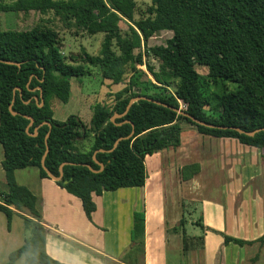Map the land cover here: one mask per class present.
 <instances>
[{
  "label": "trees",
  "instance_id": "16d2710c",
  "mask_svg": "<svg viewBox=\"0 0 264 264\" xmlns=\"http://www.w3.org/2000/svg\"><path fill=\"white\" fill-rule=\"evenodd\" d=\"M138 9L135 0H20L0 7L5 12L52 14L64 27L73 24L90 37L103 36L97 55L70 53L66 58L54 28L0 31V145L6 183V192H0V213L10 225L14 209L30 232L22 247L8 255L6 264L20 259L23 264H60L45 253L47 232L40 224L35 197L14 178L15 171L34 167L40 178L49 179L41 167L46 145L45 168L58 177L60 166L67 164L56 185L80 200L87 219L95 212L93 194L144 186L145 158L178 148L181 124L192 126L199 135L233 139L264 152V0H149L145 12ZM124 22L127 31L122 33ZM162 32L172 37L164 46L148 48L149 40ZM149 55L166 70H149L151 80L137 69ZM88 67L98 68L103 81L121 87L111 95L112 104H95L88 126L74 116L64 122L54 120L50 102L67 104L70 80L85 76ZM197 68L205 69L206 75H199ZM137 97L169 108L139 101L124 117L110 122ZM179 103L185 108L181 111L216 128L197 126L171 110H179ZM10 105L17 116L10 114ZM26 117L34 121L28 129ZM229 128L258 132L249 137ZM96 151H102L95 155L104 166L100 173L80 166L99 171L93 161ZM185 171L196 175L199 169L197 165L184 168L183 180L189 178ZM223 238L226 245H253ZM131 243L137 252L143 251L141 213L133 216Z\"/></svg>",
  "mask_w": 264,
  "mask_h": 264
},
{
  "label": "crops",
  "instance_id": "0c3cea01",
  "mask_svg": "<svg viewBox=\"0 0 264 264\" xmlns=\"http://www.w3.org/2000/svg\"><path fill=\"white\" fill-rule=\"evenodd\" d=\"M18 1L0 0V7ZM47 16L0 11V31L45 28V23L53 28ZM185 130L189 133L184 139L180 135L178 148L145 158L142 188L93 194L95 212L90 219L78 198L53 180L40 178L37 168L15 171L16 184L36 199L47 232L46 255L60 264H250L257 256L254 264H264V240L258 242L264 238V152L233 139H219L217 147L194 130ZM3 158L0 145V183H5ZM193 165L198 173L185 171L189 178L183 180L181 172ZM136 213L144 216L142 252L131 243ZM223 237L253 245H226Z\"/></svg>",
  "mask_w": 264,
  "mask_h": 264
},
{
  "label": "rangeland",
  "instance_id": "374dc122",
  "mask_svg": "<svg viewBox=\"0 0 264 264\" xmlns=\"http://www.w3.org/2000/svg\"><path fill=\"white\" fill-rule=\"evenodd\" d=\"M54 1H68V0H54ZM137 2V7L139 12H145L149 6V0H135ZM137 19L138 16H135ZM49 20V23L54 24L55 28L60 29L61 38V52L68 58L70 53L78 54L85 52L91 56L98 54L100 44L102 42V35H96L94 37L88 36L84 31H79L73 24L70 26H62V24L57 22L52 14L45 17ZM57 22V23H56ZM50 24L45 23L46 27ZM53 25V28H54ZM122 33L127 31V24L124 22L120 24ZM65 33H63V32ZM70 32V33H69ZM172 37L170 32H162L151 38L147 44L148 48H153L157 46H164L166 41ZM143 62L145 63L142 67H137L138 70L144 72L148 79L151 80L150 71L154 73H165L166 70L163 68L161 63L155 60L152 56L143 57ZM197 73L201 76H205L207 71L203 68H197ZM86 75L81 78H72L70 80V98L67 104H62L57 100H52L50 106L53 112L54 120L58 122H64L70 116L78 117L83 124L89 125L92 108L95 104L101 103L110 106L112 104L111 95L118 92L121 87L114 86L108 81H103L101 79V72L98 68L88 67L86 68ZM145 79V78H144ZM179 109L184 110V106L179 103ZM183 131L181 136L184 139V134L188 130L195 129L187 124H181ZM204 142L214 141L219 142V139H212L209 137H201ZM88 146L89 142H85ZM217 147L218 144L216 143ZM206 151L210 147V143L204 146ZM212 151V149L210 150ZM209 151V152H210ZM199 154V152H198ZM197 153H194V159H196ZM193 159V160H194ZM6 183H0V192H6ZM11 228V233L8 234L6 229ZM30 232L25 228L23 220L16 215H13L10 226L7 224V220L3 214L0 213V264H6L8 261V255L21 247L25 241L29 238ZM4 247V250H2ZM15 264H23V259H20Z\"/></svg>",
  "mask_w": 264,
  "mask_h": 264
},
{
  "label": "water",
  "instance_id": "95a60500",
  "mask_svg": "<svg viewBox=\"0 0 264 264\" xmlns=\"http://www.w3.org/2000/svg\"><path fill=\"white\" fill-rule=\"evenodd\" d=\"M7 64H8V65H14V66H16V67H20V65H19V64H16V63L7 62ZM38 90L40 91V105H39V107H42L43 104H44V102H43V98H42L41 90H40V89H38ZM16 91H20V90L17 89ZM13 101H14V98H13ZM35 101L38 102V99L35 98ZM139 101H146V102H149V103L155 104V105H157V106H163V107H165V108H169L168 106L163 105L162 103H160V102H158V101H155V100H152V99H148V98H144V97H137V98H134V99L130 100V102L128 103V105H127V107H126V111H125L124 114H122V115H116V114L113 115L112 118L110 119V122L114 124L116 119H120V118L124 117V116L127 114V112H128V110L130 109V107H131L133 104H135V103H137V102H139ZM171 110H173L174 112H176L178 115H180V116H182V117H184V118L190 120L193 124H195V125H197V126H202V127L210 128V129H214V128H216V127H214V126H212V125H208V124H206V123H204V122H201V121H199V120H197V119L191 117V116L188 115L186 112L181 111L180 109H179V110L171 109ZM9 112H10V114H11L12 116H17V115H18L17 113L13 112V110H12V105L9 106ZM26 118L29 120V125H28V127H27V129H28V128L34 123V121H33V119L30 118V117H26ZM124 123H128V122H124ZM45 125L48 126L49 129H51V125H50L49 123H45ZM222 129H226V128H222ZM229 129H230V130H233V131H235V132H237V133H239V134H244V135L249 136V137L254 136V135L258 132V131H254V132H250V133H245V132H243L242 130H240V129H238V128H229ZM33 136H35V134H34ZM132 136H133V132H132V133H131L126 139H129V138H131ZM48 137H49V133L47 134L46 138H48ZM121 140H122V139H119V140L116 141V143L114 144L113 149L117 146V144H118ZM48 151H49V149H48V147H47V145H46V151H45V154H44V156H43V158H42V160H41V167H42V169L44 170V172L47 174V176H48L49 179L53 180L54 182H59V181L62 179V168H63L65 165H67V164H63V165H61L60 168H59V171H60L59 176H58V177H54V176H53V175H52V174H51V173L45 168V166H44V161H45V158H46V155H47ZM100 152H102V151H96V152L94 153V155H93V161L99 166V171H94V170H93L90 166H88V165L81 164L80 166H82V167H86L87 169H89V170H90L91 172H93V173H100V172H102L103 169H104V166H103L102 164H98L97 161L95 160V155H96L97 153H100Z\"/></svg>",
  "mask_w": 264,
  "mask_h": 264
}]
</instances>
